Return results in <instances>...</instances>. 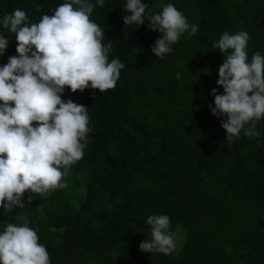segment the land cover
<instances>
[{"label":"trees","instance_id":"trees-1","mask_svg":"<svg viewBox=\"0 0 264 264\" xmlns=\"http://www.w3.org/2000/svg\"><path fill=\"white\" fill-rule=\"evenodd\" d=\"M65 2L0 0V19L19 8L38 23ZM89 2L102 43L113 45L109 62L119 58L125 68L106 92L65 89L62 100L88 108L84 156L62 181L66 188L44 197L27 192L23 209L0 208V233L8 223L27 224L50 264H264L261 138L242 131L229 146L226 117L209 108L212 89L223 94L224 57L213 45L225 32L249 34V61L257 51L264 56V0H141L148 6L141 26L124 24L127 0ZM169 3L199 29L160 59L151 47L162 34L147 19ZM0 35L9 41L2 67L18 54L15 34L0 24ZM151 215L170 218L176 247L169 255L139 250L150 239Z\"/></svg>","mask_w":264,"mask_h":264},{"label":"clouds","instance_id":"clouds-1","mask_svg":"<svg viewBox=\"0 0 264 264\" xmlns=\"http://www.w3.org/2000/svg\"><path fill=\"white\" fill-rule=\"evenodd\" d=\"M96 4L104 7L105 0ZM147 7L141 0H127L124 24L144 25ZM93 10L89 0H68L38 23H30L19 8L0 19L3 28L15 34L18 54L0 67V208H25L26 192L44 197L66 188L62 181L84 156L88 108L61 97L66 88L72 93L89 87L99 93L114 89L125 68L119 58L109 62L113 45L111 40L106 46L102 43L105 33L90 19ZM147 21L153 32L162 34L151 47L160 59L171 53L182 34L195 35L199 29L171 3ZM249 39L244 31L225 32L213 45L224 57L217 80L223 94L212 89L215 107L209 108L213 116L226 117L221 127L229 146L242 131L250 139L261 138L257 124L264 120V56L257 51L249 61ZM8 43L0 35V55ZM147 224L150 239L142 241L139 250L171 254L176 244L169 232L170 218L151 215ZM38 240L27 224L8 223L0 233V264H50L49 253Z\"/></svg>","mask_w":264,"mask_h":264},{"label":"water","instance_id":"water-1","mask_svg":"<svg viewBox=\"0 0 264 264\" xmlns=\"http://www.w3.org/2000/svg\"><path fill=\"white\" fill-rule=\"evenodd\" d=\"M260 125H261V139H260V142H261V145L264 149V123H263V120L259 121Z\"/></svg>","mask_w":264,"mask_h":264},{"label":"rangeland","instance_id":"rangeland-1","mask_svg":"<svg viewBox=\"0 0 264 264\" xmlns=\"http://www.w3.org/2000/svg\"><path fill=\"white\" fill-rule=\"evenodd\" d=\"M27 195V192L24 194V196L23 197H25Z\"/></svg>","mask_w":264,"mask_h":264}]
</instances>
